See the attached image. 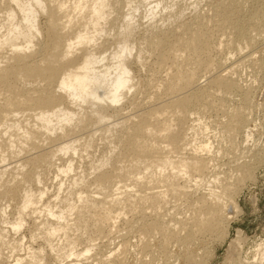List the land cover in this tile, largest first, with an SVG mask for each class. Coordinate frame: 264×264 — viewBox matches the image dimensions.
I'll return each instance as SVG.
<instances>
[{
	"label": "bare ground",
	"instance_id": "6f19581e",
	"mask_svg": "<svg viewBox=\"0 0 264 264\" xmlns=\"http://www.w3.org/2000/svg\"><path fill=\"white\" fill-rule=\"evenodd\" d=\"M181 2L0 0V202H15L14 210L0 204V264H126L129 240L110 246L123 230L138 233L139 253L149 257L136 264L156 256L205 264L190 247L198 236L225 235L234 195L264 164L255 142L233 182L214 165L238 148L240 132L253 137L264 49L249 59L255 75L245 84L228 70L212 74L230 59L222 54L264 38V0H215L212 13L196 12L191 22ZM153 85L148 105L122 116L125 103L140 108L132 99ZM89 126L97 127L83 138ZM97 141L107 151L85 165ZM51 170L50 195L43 172ZM172 198L193 206L188 221L165 210ZM255 250L256 261L237 252L228 262L264 264V242Z\"/></svg>",
	"mask_w": 264,
	"mask_h": 264
},
{
	"label": "rangeland",
	"instance_id": "374dc122",
	"mask_svg": "<svg viewBox=\"0 0 264 264\" xmlns=\"http://www.w3.org/2000/svg\"><path fill=\"white\" fill-rule=\"evenodd\" d=\"M181 1H182L181 4H183L184 8L188 9V10L184 9L183 19L185 21L187 20V22H189L190 20L188 18L191 17V19H192L193 15L196 16L197 14H200V13L201 14L203 13L202 15H205V13L208 11V9L210 11V9H211L210 7H212L210 3L215 1V0H205V1L202 0L201 3H199L200 5H198V8L195 7V5H193V4L188 5V4L192 3L191 2L192 0H185V1L181 0ZM207 3L210 4L209 7H208L209 4H207ZM252 3L254 4V2H252ZM209 11L206 13L207 15L212 13L211 11L210 12ZM196 12H197V14H196ZM185 13H186V15H185ZM193 20L194 19H192L191 21H193ZM141 21L145 22L146 19H142ZM260 39L261 40H259V41L261 43L258 41V44L256 47L245 49L239 55L238 54H236V55L231 54L229 56L228 55L226 56V55L222 54V56L224 57L223 60L225 59V57H228L230 59L228 61L226 60V62L223 65L224 68L221 67L220 68L221 70L217 69L215 72L213 71L212 74L213 73L216 74V72L217 73L221 72L222 74H224V73L227 74L229 71L231 73L230 75L233 78L240 79L242 84H245V81L248 82V81L253 80L255 74L252 72V70H251L252 68L249 66L248 61H249V59H252V58L254 60L259 59L260 56H262V53H263L262 50L264 49L263 48L264 47V38H260ZM262 40H263V42H262ZM222 56L220 54V57H222ZM233 67H234V69H233ZM232 69H233L234 74H233V72H231ZM260 73H261V75H259L260 77L258 76L259 77L258 79L260 81L258 80V82L256 81L254 83V87L257 91V92H255V96H254L255 106L256 105H260V106L259 107L256 106L252 112V119H253L252 122H253V124H256V126H257L255 129H253V130H255L253 133V137H252L253 139L249 138V140L244 141L245 137H243L244 136L243 133L240 132L237 135V137L235 138V141L237 143L238 148H236L234 153L230 154V155H225V156L222 155L223 157L220 155L221 157H219V156L217 157V162H215V164L213 163L214 165L218 166L219 169L221 168L220 170L218 169V167L216 168L217 172L221 171V172H219V174H222V172H223V174L225 173L224 175L222 174V176H225V177H222L221 175H220V177H222V178L227 177V180L228 181L230 180L231 182L234 181L233 179H232L233 181L231 180V177L234 176L233 178L235 179V177L238 175V172L234 173V172H236L237 165H239V163H243L245 160H248L247 155L249 156V154L247 151L249 150V148H251V147L253 148V144L255 142H256V144H258L259 147L264 146V140H263L264 139V109H263V107H261V105L264 104L263 103L264 102V77H263L264 76V69ZM140 74H141V76L143 75V76L147 77L148 76L147 74H149V73L146 72L145 70H142ZM164 75H165V73L162 72V74L159 75L161 77H158L156 82H158L162 77H164ZM199 82L201 85L206 84L205 78H201ZM154 85L149 87L148 89L147 88L142 89V91H140L137 95H135L136 97L134 96L135 98L132 99L134 101L136 100V102L138 104H140L139 105L140 108L136 107V109H134L135 107H133V105L131 104V101L125 103L124 110L122 112V114H123L122 116H128V115L131 116L135 112L146 107L148 105V98L151 96L152 93H155V91H157L156 86H154ZM143 90H144V92H143ZM159 93H161V92H159ZM232 97L231 98L233 99V101L229 100L230 103H232V104L233 103L234 104L239 103V98L237 96H235V98H234V96H232ZM258 103H260V104H258ZM211 111L207 112V115L211 116V120H212L215 117L216 112L215 111L211 112ZM208 113H210V114H208ZM208 116H207V118H208ZM219 117H221V116H219ZM193 118H194V116L190 117V123H191ZM209 119H210V117H209ZM223 120H224V118H223ZM253 124H252V126H253ZM103 126H104V124H103ZM96 127L95 126H91V127L89 126L88 129L84 130L85 135L82 137L84 138L85 136H87L88 135L87 131L90 129H91V132H93ZM252 128H254V127H252ZM212 131H213V129H212ZM88 132L90 134V131H88ZM213 133L215 134L214 131L213 132L210 131L208 133L210 136V139H212V140H214V137H213L214 134ZM252 140H254V141H252ZM246 142H248V143H246ZM46 147L48 148L50 146H46ZM106 149L107 148L105 147L104 143H102V141H99V142L97 141L95 147L89 151L90 155H88L87 153L83 154L84 158L81 159L80 161H82L85 165H87L93 159L98 158L102 154H104V152L107 151ZM33 153H34V151H30L28 153H26V152L23 153L24 158H26L27 156H31ZM14 166H15V164H11L9 167L11 168ZM255 166L252 169V173L254 172L252 174L253 175L252 178L250 180L249 179L246 180L243 184H241L240 189H238L239 191H237L236 192L237 194L234 195V199H235V203H236L237 208L231 207L232 205L230 206L231 208L228 207L230 216L231 215L232 216L231 217L229 216L231 219H229V221L227 223L228 226H227L226 232L224 233L225 235H223L221 237V239L218 238L216 235L198 236V237H196L194 245H192L190 247V249L193 250V252H197L198 254L200 253V256L203 255L202 257L205 260V264H230L228 262L229 258H231V256L233 254L238 255V253H240V255H238V256H239V258L241 257V259H245L246 261H253V259H254V261H256L255 247L257 249V244L259 245V244H261V242H264V164H261V165L257 164ZM25 170H27V168ZM52 171L53 170L43 172L45 179L48 181L47 183H48L49 187H51L50 188L51 192L49 191L50 195L53 193V185L56 183V180L54 179V173H53L54 171L53 172ZM229 175H230V178H228ZM188 185L191 186V189L195 188L193 181L189 182ZM174 202H175V199H173V198L170 199L169 203L165 206V210L167 209V211H170L171 214L174 213L173 215H175V218H177L178 220L184 219V220L188 221L187 218H189L190 215L192 214L193 206L188 205L185 202H183V205L181 206L180 201H176L175 203ZM8 203H10L13 206V210H14V204H15L14 201H11L9 199H3L0 202V204L3 206L5 204H8ZM176 203H177V205H176ZM174 207H176V208H174ZM9 209L10 210H8V211L12 212V207ZM134 218L137 220L138 215H135ZM136 220H134V219L130 220L128 225L136 226L137 225V223H135ZM125 225H127V224H125ZM123 231L121 233L124 234L123 236H126L124 238L123 237L121 238V236L119 237L118 235H115V234L111 235L110 238H113V243L110 246L113 248L114 245H116L117 243H119L121 241V239L122 240L123 239L129 240L128 242H129L131 247H130L129 253L126 254V258H125L126 262L125 263L126 264H136L138 260H149L148 256L139 253V247L138 246L140 245V242H139L138 233L136 231H132V233L130 232V233L126 234L127 231L126 230H123ZM25 233H26V238H25L24 242L29 244L30 243L29 237H28L29 231L27 230V231H25ZM156 238H158V235L156 236ZM236 238H238L239 241H236ZM108 240H109V237L102 239L100 242L109 243ZM233 241H235V242H233ZM39 243H41V241H39ZM34 246H38V241L34 244ZM240 246H242V247H240ZM170 250L172 252H174V254L180 253L177 246L170 245ZM184 250L185 249L183 248V253H184ZM4 253L6 254L5 251H4ZM21 254H23V253H21ZM252 256L255 258H253ZM250 259H252V260H250ZM11 261H12L11 259L10 260H4L3 264H11ZM50 263L56 264L54 262H50ZM152 263L153 264H181V261L179 262V261H174L173 258L168 259L167 257L162 258V257L156 256V258L154 259V261H152ZM70 264H74V263H70Z\"/></svg>",
	"mask_w": 264,
	"mask_h": 264
}]
</instances>
